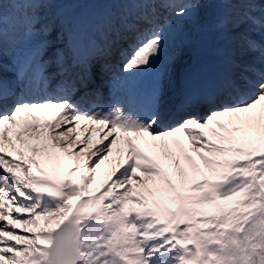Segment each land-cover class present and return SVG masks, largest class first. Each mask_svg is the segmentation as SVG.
<instances>
[{
    "label": "snow or ice",
    "instance_id": "1",
    "mask_svg": "<svg viewBox=\"0 0 264 264\" xmlns=\"http://www.w3.org/2000/svg\"><path fill=\"white\" fill-rule=\"evenodd\" d=\"M220 3L217 70L165 102L140 77L200 0H0V264H264V0Z\"/></svg>",
    "mask_w": 264,
    "mask_h": 264
},
{
    "label": "rangeland",
    "instance_id": "2",
    "mask_svg": "<svg viewBox=\"0 0 264 264\" xmlns=\"http://www.w3.org/2000/svg\"><path fill=\"white\" fill-rule=\"evenodd\" d=\"M67 1L68 0H64V4ZM83 1L84 0H69V2L75 3V9H77L75 10L76 14H80L82 12L83 15H90L98 13V10H103L100 8L93 9L92 11H88L87 9L83 10L81 7ZM58 10L59 8L51 9V11L56 12ZM224 10L225 9L220 3V0H200L199 8L190 12L187 17L172 19L171 27L167 33V43L163 54H168L169 52L173 51V55H177L175 70H173L172 68L168 69L164 67H160L159 69H157L159 63H161V59H163L166 55H164L163 57L160 56L155 68L153 69L155 73L153 76H150L153 82H147L148 89L151 88V86L161 78H163L164 91L167 94L165 95V100L167 98L169 100L175 99L174 94L176 93L178 87L181 85L180 81H185L183 77L187 76L190 69V72H192L195 64H197L198 66H200L201 64H205V68H208L206 75L211 77L215 70H217V59L222 44V42L219 40L217 32L213 29V25L218 15ZM110 11H113V9L111 8ZM107 12H109V10ZM212 35H215L216 44L213 49H210L208 47V44L209 39ZM113 36H111V39ZM123 37L127 36H119L118 38L115 36V39L119 41L118 39H121ZM122 41L123 43H125V47H130V44L126 45L125 40ZM129 42L131 43V41ZM128 51H130V48L125 52V54ZM169 62L170 61H166L167 64H169ZM4 63L9 66L10 60L8 58H5ZM213 66L215 67V70L213 69ZM6 71L8 70H5L4 72L6 73ZM8 74L9 77H11L9 71ZM155 79L157 81H155ZM107 106L109 105H106V107ZM98 139L99 134L94 133L93 141H98ZM106 167L107 165H101L102 175Z\"/></svg>",
    "mask_w": 264,
    "mask_h": 264
},
{
    "label": "bare ground",
    "instance_id": "3",
    "mask_svg": "<svg viewBox=\"0 0 264 264\" xmlns=\"http://www.w3.org/2000/svg\"><path fill=\"white\" fill-rule=\"evenodd\" d=\"M67 6V5H66ZM64 7V8H60V11L62 12V13H65V12H69V10H68V7ZM71 13V12H70ZM115 36H117V35H115ZM125 40H127V37L125 38ZM126 42H128L129 43V41H126ZM124 49H125V47L124 46H118V49H117V52L115 51V50H112V52H111V54L110 55H107V56H105V57H103V58H97L95 61H96V63H99L100 65L101 64H104V63H109V62H111V63H113V59H116V58H114V56L115 55H117L118 53H120V52H122V51H124ZM173 57H175V58H177V55H173L172 54V56H170V57H167L168 59H162L161 60V63H160V67L161 68H170L171 69V67L169 66V64H167L166 63V61H170ZM107 59H109V60H107ZM10 60V59H9ZM196 66V72H195V75H197V74H199V73H201V74H203V73H205V65H200V66H197V65H195ZM12 67H13V65H12V63H11V60H10V64H9V66H8V71H9V73H10V76H12V71H11V69H12ZM113 69V68H112ZM115 71H119V69H114ZM8 71H6V73H8ZM191 70H189V72H188V75L190 76V75H192V73L190 72ZM4 75H7V74H4ZM208 79L206 78V79H202V77L200 76L199 77V79H198V81H199V86L200 87H202V85L204 84V82L205 81H207ZM155 81H157L156 79H155ZM185 89H187L188 91H190V90H196V89H199V88H193L191 85H189V84H187L186 86H185ZM165 95H167L166 94V92L164 91V99H165ZM104 96H101V98H103ZM173 97V96H172ZM172 97H170V98H172ZM171 100H169L168 98L165 100V102H170ZM97 103L98 102H94V104H96L97 105ZM100 107H102L103 108V105L102 106H100ZM108 107V106H107ZM107 107H105V108H107ZM72 138H75L74 136L72 137Z\"/></svg>",
    "mask_w": 264,
    "mask_h": 264
},
{
    "label": "water",
    "instance_id": "4",
    "mask_svg": "<svg viewBox=\"0 0 264 264\" xmlns=\"http://www.w3.org/2000/svg\"><path fill=\"white\" fill-rule=\"evenodd\" d=\"M213 41H214V39H212V41H211V46L213 45Z\"/></svg>",
    "mask_w": 264,
    "mask_h": 264
}]
</instances>
